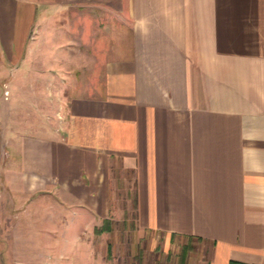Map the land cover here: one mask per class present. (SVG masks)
I'll return each mask as SVG.
<instances>
[{"label":"crops","instance_id":"0c3cea01","mask_svg":"<svg viewBox=\"0 0 264 264\" xmlns=\"http://www.w3.org/2000/svg\"><path fill=\"white\" fill-rule=\"evenodd\" d=\"M0 59V194L51 240L117 215L264 264V0H0Z\"/></svg>","mask_w":264,"mask_h":264},{"label":"rangeland","instance_id":"374dc122","mask_svg":"<svg viewBox=\"0 0 264 264\" xmlns=\"http://www.w3.org/2000/svg\"><path fill=\"white\" fill-rule=\"evenodd\" d=\"M8 69L0 59V96L3 94L5 81L9 76ZM17 102L14 98L12 105L14 104L16 113L19 115L22 110L20 105H16ZM56 102H58L56 98L51 100L50 109L52 111L55 109ZM30 111H32L31 108ZM31 113L33 114V112ZM33 116L35 117V115ZM25 117L27 116H23L22 119ZM41 201H34L19 211L16 210L17 207L9 205L4 195L0 194V264L180 263L182 238L177 237L168 243L160 239L157 246L153 248L149 239H138L134 225H121V220L117 215L107 227L104 228L102 224L95 226L94 234L86 235L82 241L74 240L73 226L66 229L67 236L64 234L61 241L59 239L60 232H57L55 236L53 233L51 240L47 221L51 215H55V212H50ZM68 210L70 209L63 210L64 215L69 213ZM15 212L17 213L16 217L13 216ZM128 221L130 222V219ZM64 226L62 230L65 229ZM54 237H57V241L54 240ZM187 241L189 244L191 243L189 251L204 248L203 243L199 241ZM59 252H62L61 257Z\"/></svg>","mask_w":264,"mask_h":264}]
</instances>
